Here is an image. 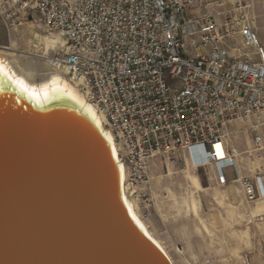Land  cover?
<instances>
[{
  "label": "built area",
  "instance_id": "1",
  "mask_svg": "<svg viewBox=\"0 0 264 264\" xmlns=\"http://www.w3.org/2000/svg\"><path fill=\"white\" fill-rule=\"evenodd\" d=\"M202 1L0 0L8 31L38 26V14L45 32L62 41L53 55L39 58L77 84L105 120L126 168L125 192L144 220L155 208L154 158L172 161L188 151L196 168L215 164L226 185L223 169H236L239 154L225 149L222 126L264 115V49L257 34L243 15L224 24L210 13L190 15ZM238 37L252 53L227 44ZM254 143L255 152L264 150L261 136ZM237 180L248 203L264 198L259 175ZM242 264H252L247 254Z\"/></svg>",
  "mask_w": 264,
  "mask_h": 264
},
{
  "label": "water",
  "instance_id": "2",
  "mask_svg": "<svg viewBox=\"0 0 264 264\" xmlns=\"http://www.w3.org/2000/svg\"><path fill=\"white\" fill-rule=\"evenodd\" d=\"M28 94L0 72V264H174L132 215L96 119Z\"/></svg>",
  "mask_w": 264,
  "mask_h": 264
},
{
  "label": "crops",
  "instance_id": "3",
  "mask_svg": "<svg viewBox=\"0 0 264 264\" xmlns=\"http://www.w3.org/2000/svg\"><path fill=\"white\" fill-rule=\"evenodd\" d=\"M190 15L200 14L192 7ZM227 44H233L244 52H253L252 49L244 48L241 37ZM256 125L259 127L254 130L253 126ZM222 132L225 135V149L235 150L239 154L236 158V169L234 167L223 169L227 179L226 185L219 183V169L215 164L196 168L188 151H184L181 154L185 158L187 168L189 167L187 173L191 179L187 175H180L175 181L173 177L167 175L163 177L162 188L159 189L158 195L157 190L151 186V191L161 203L159 211L161 218L167 223V233L172 242L166 238L160 240L164 245L168 244L170 250L180 255L184 253L187 264H227V261L237 254L253 250V244H264V239L261 240L259 236L254 235L259 228H255L256 226L249 218L261 217L264 220V198H260L254 204L248 203L244 188L237 180L238 174L240 177L259 175L264 189V150L259 152L254 150L256 135L261 136L264 144V115L249 122L223 125ZM240 134L244 136L237 140ZM246 138L249 139L248 147L245 143ZM244 148L247 149L243 150ZM171 165L163 162L159 157L154 158L150 163L151 174L160 167L167 168L169 171ZM205 171H208L209 185L205 194H211L219 203L211 206L206 216L201 214L200 205L195 196L201 185L198 175ZM146 189L147 187H144V190ZM185 194L189 198H185ZM185 203L188 206L191 205L189 211ZM176 246L181 247L180 252L175 250Z\"/></svg>",
  "mask_w": 264,
  "mask_h": 264
},
{
  "label": "rangeland",
  "instance_id": "4",
  "mask_svg": "<svg viewBox=\"0 0 264 264\" xmlns=\"http://www.w3.org/2000/svg\"><path fill=\"white\" fill-rule=\"evenodd\" d=\"M192 6L194 7V11L199 14H213L221 24H224L225 20L228 18H234L236 15H243L245 21L252 26L254 32L257 34L260 41V46L264 49V0H203L201 3H196ZM34 20L35 22H37L38 26L34 24L30 25L34 26L37 31L41 32V38L39 41H37V46H35V43L26 40V35L24 31L30 27L29 25L25 28H22L20 32H10L7 30V28L0 19V47L8 46L12 41L16 44L18 49L29 48L31 49L30 51H32L35 55H38L39 57H41L40 55H53L54 51L56 50L55 36L47 34L45 32L46 24L42 16L34 14ZM191 55L193 56L194 53L192 52ZM237 131L239 132V130ZM243 136L244 135L242 134L238 135L237 140L242 139ZM248 142L249 139L246 138L245 143L247 147ZM246 149L247 148H244L243 150ZM166 163L172 164L169 171L167 168L160 167V169L156 170L154 173L151 174L150 188L152 186L155 190H157L156 194L159 192V189L162 188V180L164 179L163 177H166L167 175H170L168 177H173L175 181L180 175H187L190 178L189 173H187L189 167L187 168L185 158L181 153H177L172 159V161H166ZM207 172L208 171H205L198 175L200 178L201 185L195 195L198 204L200 205L201 214L204 216L207 215L208 211L211 209V206L213 207V205L219 204L217 201L214 200L211 194H205V190L209 188ZM152 193L155 201V208L150 210L151 217L148 220L151 232L167 250V253L170 256L171 260H173L174 264H187V259L185 258L184 253L180 255L176 251L170 250L168 244L165 243L164 245L161 241L166 238L168 241L172 242L171 238H169V234L167 233V223L165 222V219L161 218V214L159 211L161 203L156 198L154 192ZM185 198H189V196L185 194ZM185 206L189 211V206L191 205L189 204L188 206L185 203ZM140 212L141 214H143V210H141ZM254 225L256 226L255 228H259V231H257V233H254V235L259 236L260 239L263 240L264 220H262L259 224ZM254 245L255 244H253L252 246L253 250L237 254L233 259L227 261V264H241L242 255H245V253L249 254L248 256L251 259L252 264H264V244H257L255 246ZM176 249L179 252V249H181V247L176 246L175 250Z\"/></svg>",
  "mask_w": 264,
  "mask_h": 264
},
{
  "label": "bare ground",
  "instance_id": "5",
  "mask_svg": "<svg viewBox=\"0 0 264 264\" xmlns=\"http://www.w3.org/2000/svg\"><path fill=\"white\" fill-rule=\"evenodd\" d=\"M29 26L30 27L24 31L26 40L35 43V46H37V41L41 38V32L37 31L34 26L30 24ZM54 36L55 47L57 49L61 46L62 41L57 35ZM13 44L16 46V44L11 41L8 46L0 47V72L9 77L15 84L18 85V87H20L21 90L23 89L27 91L29 93L28 95L32 96L36 100L46 99L54 94H59L73 100L81 107L85 108L92 115V117L96 119L101 130L112 141L116 158H118L112 133L105 127V120L98 113L97 109L87 100L86 96L79 89V86L62 74L52 71L46 63H43L38 55H35L32 51H30L31 49H18L17 46L15 47ZM119 164L124 173L123 189L125 199L130 207L132 215L138 222H140L149 235L157 241L161 248L167 252L161 242L152 234L149 226L150 224L148 223L149 221L142 218V214L136 201L129 198L126 194V168L120 160ZM180 251L181 249H179V252Z\"/></svg>",
  "mask_w": 264,
  "mask_h": 264
}]
</instances>
